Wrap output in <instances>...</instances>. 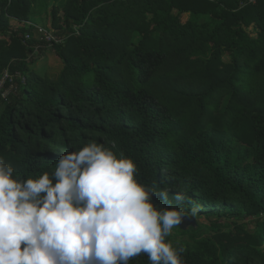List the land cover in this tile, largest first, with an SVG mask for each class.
<instances>
[{"label": "trees", "instance_id": "trees-1", "mask_svg": "<svg viewBox=\"0 0 264 264\" xmlns=\"http://www.w3.org/2000/svg\"><path fill=\"white\" fill-rule=\"evenodd\" d=\"M33 0H0V158L27 180L95 141L133 159L137 180L211 221L173 229L183 264H264V0H65L35 26ZM10 20L21 27H13ZM36 27L55 36L52 49ZM28 35L27 40L25 36ZM38 52L62 67L29 72ZM55 183V180H53ZM130 264H151L140 255Z\"/></svg>", "mask_w": 264, "mask_h": 264}, {"label": "clouds", "instance_id": "clouds-1", "mask_svg": "<svg viewBox=\"0 0 264 264\" xmlns=\"http://www.w3.org/2000/svg\"><path fill=\"white\" fill-rule=\"evenodd\" d=\"M14 172L0 158V264H183L167 238L198 207L176 192L177 207L158 208L153 196L168 203L169 191L139 182L123 153L92 141L61 156L54 177Z\"/></svg>", "mask_w": 264, "mask_h": 264}, {"label": "rangeland", "instance_id": "rangeland-1", "mask_svg": "<svg viewBox=\"0 0 264 264\" xmlns=\"http://www.w3.org/2000/svg\"><path fill=\"white\" fill-rule=\"evenodd\" d=\"M63 2H65V0H33L31 17L35 21L34 25L51 29L50 20L47 13L51 7H57ZM10 24L15 28L22 26L21 23L15 20H10ZM34 58V61L29 64L28 69L31 74H35L40 78H52L51 73L55 70H59L62 67L60 60L54 52L44 54L43 50H41L34 56ZM195 222L198 227H200L199 232H197V236L212 235L216 230L211 229V221H208L202 217H196ZM172 233H175V231L173 230Z\"/></svg>", "mask_w": 264, "mask_h": 264}, {"label": "built area", "instance_id": "built-area-1", "mask_svg": "<svg viewBox=\"0 0 264 264\" xmlns=\"http://www.w3.org/2000/svg\"><path fill=\"white\" fill-rule=\"evenodd\" d=\"M36 31V36L40 42H45L48 50L52 49V43L57 42L54 35L51 34V32L36 27L34 29ZM25 38L28 40L29 36L26 35ZM38 54V47H35V51L33 55ZM19 79L21 85L25 83V79L20 76L18 72L15 74H11L8 71H4L3 74L0 76V98L1 99H7L10 95H16L18 91V87L15 85V80Z\"/></svg>", "mask_w": 264, "mask_h": 264}, {"label": "water", "instance_id": "water-1", "mask_svg": "<svg viewBox=\"0 0 264 264\" xmlns=\"http://www.w3.org/2000/svg\"><path fill=\"white\" fill-rule=\"evenodd\" d=\"M178 227L181 230H186L189 227H196V222H195L194 218H192L191 216H188V217L185 218L183 224H181Z\"/></svg>", "mask_w": 264, "mask_h": 264}]
</instances>
